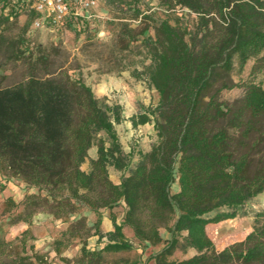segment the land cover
I'll use <instances>...</instances> for the list:
<instances>
[{
  "label": "trees",
  "instance_id": "16d2710c",
  "mask_svg": "<svg viewBox=\"0 0 264 264\" xmlns=\"http://www.w3.org/2000/svg\"><path fill=\"white\" fill-rule=\"evenodd\" d=\"M164 3L195 14L198 21L189 30L162 20L154 35L142 41L150 64L133 76H146L160 99L155 109L131 121L136 127L154 117L157 141L149 152H139L133 166L134 152L124 151L116 129L124 120L122 107L97 98L82 77L50 72V55L34 56L23 49L24 40L8 36L23 11L39 15L25 1L2 0L0 57L24 61L28 71L22 81L6 86L8 76L0 73V174L23 180L39 194H27L18 203L5 200L9 213L23 208L18 220L29 228L12 241L0 237V264H51L32 243L33 217L46 212L65 220L81 205L98 219L89 227L81 217L54 241V252L65 264L71 261L62 254L76 241L81 249L73 264H139L108 256L132 251L134 243H164L149 257L157 264H264V211L255 214L244 240L222 250L207 233L208 225L241 216L250 201L264 194V81L239 85L232 78L236 65L243 69L264 54V0ZM145 32L132 31L129 42L138 43ZM238 87L243 89L240 99L223 98ZM93 147L97 159L86 172L82 166ZM110 168L125 173L120 184L110 179ZM175 184L179 190L173 193ZM121 202L125 213L117 223L112 210ZM102 209L111 211L114 224L106 235ZM126 227L133 230V239L124 233ZM162 229L169 240L163 239ZM93 236H107L108 242L91 250ZM190 249L194 256L173 258Z\"/></svg>",
  "mask_w": 264,
  "mask_h": 264
},
{
  "label": "rangeland",
  "instance_id": "374dc122",
  "mask_svg": "<svg viewBox=\"0 0 264 264\" xmlns=\"http://www.w3.org/2000/svg\"><path fill=\"white\" fill-rule=\"evenodd\" d=\"M97 1V7L90 11V14L95 17L81 25L70 21L65 25H59L47 20H43L37 25L38 18H33L29 11H23L18 16L17 26L8 36L24 40L23 49H29L35 53L34 56L43 52L50 55V72L67 71L74 79L82 77L86 84L92 88L97 98L110 105H120L124 117V120L116 125L120 141L124 151L129 152L132 149L136 153L135 158L137 156L139 158V152L151 148L156 143L157 135L151 122L134 130L131 127V117L145 113L147 108L155 109L160 99L157 91L148 84L146 76L142 75L140 78L133 76V71L142 72L144 67L150 64L147 49L142 41L154 35L155 28L162 20L168 19L173 24H179L182 28L194 30L198 17L182 8H172V6L165 4L164 0ZM0 15H3L2 0H0ZM29 19H31V23L27 31L24 32L23 27ZM145 29V36L140 37L138 43L131 44L129 42L127 35H131L132 31L134 34H138ZM0 62L4 66L3 70L0 71L1 75L8 76L4 82L5 86L22 81L28 71V64H25L24 61L7 62L3 57H0ZM232 78L239 85L251 80L257 83L264 81V54L257 59H250L243 69L236 65ZM242 96L243 89L241 87L225 91L223 94V98L231 102L240 99ZM124 174L121 172L120 181ZM111 179H117L114 173L111 175ZM15 191L21 197V191ZM172 191L173 193L178 191L176 184ZM5 200H0V237L12 241L15 239L13 237L14 232L19 228L18 223L21 221L18 220V216L22 214L23 208L20 207L9 213ZM121 203L118 207H123V209L119 208L118 214L123 218L125 203L124 206ZM261 211H264V197L250 201L241 211V216L245 215L254 219L255 214ZM88 212L90 210L81 205L76 214L71 215L63 222L66 223L65 226L68 225L69 227L71 223L76 222L81 217L88 220L86 216ZM37 214L49 213L39 212ZM44 227V225L39 224L38 232L40 235H45ZM61 233H59L58 238L61 237ZM55 238L56 235L50 232V239L46 241L50 248L45 251L41 249L38 252L46 255L51 260V264L56 262V259L65 264L54 254ZM91 238L88 240V245H90L88 248L91 250L102 249L108 242L106 236L101 241V245L97 247V241ZM238 240L237 235L230 236L224 239L221 246L230 245ZM134 246V250L130 252L109 254L108 256L110 259L128 258L137 261L139 264H149V262L157 264L155 260H149V257L160 252L163 246L149 248V246H142L138 243H134ZM177 254L181 255V252H177ZM79 255L80 251L73 258H68L71 264ZM179 258L180 256H176V259Z\"/></svg>",
  "mask_w": 264,
  "mask_h": 264
},
{
  "label": "crops",
  "instance_id": "0c3cea01",
  "mask_svg": "<svg viewBox=\"0 0 264 264\" xmlns=\"http://www.w3.org/2000/svg\"><path fill=\"white\" fill-rule=\"evenodd\" d=\"M136 114V113H134ZM134 116H132L131 118H133ZM152 121L151 123H153V130L154 129V125H155V118L151 117ZM150 123V122H149ZM147 123V124H149ZM146 125V124H145ZM144 125H138L136 127L133 126V123L131 121V127L134 128V130L143 127ZM156 132V131H155ZM151 150V148L149 149H145L143 152H149ZM131 151L134 152V156H133V166L135 165L136 161L138 160V156L137 158H135L136 153L134 150L131 149ZM129 151V152H131ZM126 153H129L127 151H125ZM97 159V147H93L89 150V158L87 159V161L83 164L82 169L86 172L90 171L91 165H90V161L91 160H95ZM112 170V171H111ZM115 174V177L117 179L112 180L111 179V175ZM109 174L110 175V179L115 183V184H120V174L121 172L116 171L115 169H109ZM16 187V188H15ZM178 187V186H177ZM0 188H3V190L0 191V200H4L7 199L9 197L13 198V200L15 202H20L21 200L24 199V197L27 194H39V191L37 188L35 187H31L29 185H27L23 180L21 179H17V178H9L7 179L5 176L0 174ZM23 189V190H22ZM15 190H20L21 191V197H19L17 195V192ZM179 190V188H178ZM258 197H264V194H261ZM256 199V198H255ZM121 205L124 206V203H121ZM123 207H115L112 212L117 214V223H121L122 222V216H119L118 214V209ZM100 214H101V218H102V225H101V230L102 233L104 235L111 233L114 231V224L110 218L111 215V211L108 209H102L100 210ZM88 220H87V224L89 227L94 226L95 222L98 219V216L95 212H88L87 215ZM253 222L254 219L252 217H248V216H237L235 219H230V220H226L223 222H220L218 224H210L207 226V233L208 235L212 238V240H214V242L216 243L218 250H222L224 247L228 246H221V244L223 243L224 239L230 237V236H235L237 235L239 237L238 241H242L246 238V236L252 231L253 228ZM19 228L16 232H14L15 234L13 235L14 238H16L17 236H20L25 230H27L29 228V226L26 223H22L19 222ZM39 224L44 225V229L46 230L45 235H40L38 230H39ZM56 226H55V225ZM66 223L63 222V220H57L53 217V215L51 214H36L33 219H32V225H31V230L32 233L35 237V240L33 242V244L35 245V249L38 250H47L48 248H50V245L46 244L47 239H50V232L53 235H56V239H58V237L60 236L59 233L65 231L68 228V225L65 226ZM17 225V224H16ZM50 228V229H49ZM11 233H12V227H11ZM10 233V234H11ZM124 233L130 237L131 239H133L134 234H133V230L126 227L124 228ZM218 233V235L216 234ZM161 235L163 237V239L165 241L170 239V234L167 230L162 229L161 230ZM106 238V236H104L101 240H99L98 236H93L91 239H94L95 241H97L96 246L98 247L99 245H101V241L104 240ZM54 240V241H55ZM237 241V242H238ZM158 246H165V244H161ZM88 247H90V245H88ZM150 247H157V246H149ZM148 248V249H149ZM81 249V244L76 241L72 246H70V248H68L63 254V257L66 258H73V256L77 255L79 253ZM55 254V252H54ZM196 254V251L194 249H190L187 251V253H182L181 255H178L177 253L175 254V256L173 258L176 259V256H180L179 260H183V259H188L192 256H194ZM56 256V254H55ZM153 261V260H151ZM59 262V263H58ZM52 264H62L58 259H56V262H53ZM149 264H151V262H149Z\"/></svg>",
  "mask_w": 264,
  "mask_h": 264
},
{
  "label": "built area",
  "instance_id": "2783aa9c",
  "mask_svg": "<svg viewBox=\"0 0 264 264\" xmlns=\"http://www.w3.org/2000/svg\"><path fill=\"white\" fill-rule=\"evenodd\" d=\"M19 0H13L17 3ZM27 3L29 10L39 15L36 24L47 20L53 24L65 25L67 22L84 24L94 18L90 11L97 7V0H22Z\"/></svg>",
  "mask_w": 264,
  "mask_h": 264
}]
</instances>
